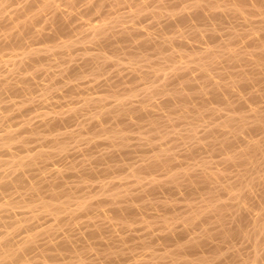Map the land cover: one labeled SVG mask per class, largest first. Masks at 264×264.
I'll use <instances>...</instances> for the list:
<instances>
[{
    "label": "bare ground",
    "instance_id": "6f19581e",
    "mask_svg": "<svg viewBox=\"0 0 264 264\" xmlns=\"http://www.w3.org/2000/svg\"><path fill=\"white\" fill-rule=\"evenodd\" d=\"M15 1L0 0V65H10L5 71L7 75L0 77V93L11 89L22 98L12 102L0 98L1 120H10L33 107V79L53 63L55 55L62 64L48 71V82L40 85L43 101H48L62 82L69 89H79L80 83L73 82L70 75L99 74L111 59L106 50L109 45L116 47V61L129 69L130 84L119 87L115 80L108 78L105 93L86 96L81 106L54 109L38 120L37 125L30 117L22 118L19 126H6L0 133V154L8 153V157H0V165L8 167L7 172L0 171V192L11 188L19 191L18 200L8 198L0 202V212L6 213L0 214V220L7 219L9 227L0 232V264H29L32 259L26 253L37 244L40 235L51 236L63 226L70 228L72 219L81 213L88 217L87 241L81 240L77 245L71 235L56 242L50 239L36 259L66 264L70 261L61 259L67 252L82 258L83 249H92L95 257L102 260L97 261L101 264L117 258L127 259L129 262L125 264H264V239L259 242L253 262L241 258L235 239L264 235V213L255 217L246 201L236 202L237 185L245 181L246 175L238 176L232 185L219 180L228 175L233 165H241L244 170L249 163L254 167L261 165L258 158L248 161V155H259L262 140L245 135V130L264 129V105H249L244 111L241 107L246 98L241 91L255 78L264 77V22L256 26L249 44L243 48L232 46L236 31L230 30L227 39L215 45L172 49L166 53L176 37L163 32L153 38L150 32H141L136 20L150 14L162 16L164 9L172 6L169 0H111L109 3L106 0H23L16 6ZM82 2V6L76 7ZM224 2L192 0L165 21L176 24L219 13L215 9L221 3L229 5L234 14L264 11V0ZM122 6L129 7L127 16L132 24L118 28L117 23L127 17L119 11ZM208 9L210 13L205 12ZM92 15L100 20L91 22ZM40 22H44L41 27ZM28 32H32V40L49 41L40 46L29 44ZM79 33L84 35H76ZM85 39L96 45L97 50L89 52L90 47H85L84 62L76 64L73 49L84 44ZM5 48H11L7 58L1 53ZM154 53L159 55L155 57ZM224 60H230L234 67L229 82L225 81L224 72L220 71L219 79L212 73V68ZM243 61H254L257 70L249 75L251 70L241 64ZM193 69L198 74H192ZM20 70L23 72L19 76L10 77L9 74ZM135 80H141L143 86L133 83ZM159 93L166 96L157 102L154 97ZM252 96H259L258 91H253ZM213 100L217 105L209 104ZM89 107L93 111L77 129L55 128L76 120L79 112ZM223 109L229 111L224 124L232 127L221 135L222 124L215 121V116ZM208 118L211 120L207 121ZM243 122L247 123V129ZM178 123L182 127L177 128ZM96 137L99 138L96 140ZM34 139L41 143L30 147L29 142ZM101 140L111 149L93 154V146ZM187 140L188 155H195L200 148L207 155L191 163L180 159L179 145ZM83 142L87 144L81 149ZM19 147L25 152L13 151ZM78 148L83 152L81 159L69 160L65 167L57 168L52 174L30 178L39 170L40 163H49L55 156L66 158ZM217 150L226 162L221 168L214 166ZM134 151L141 153L140 158L128 166L124 158H131ZM125 167L133 177L132 185L122 181ZM67 173L76 174L77 178L66 182ZM145 174H149L147 181ZM101 176L109 179L100 183L98 192L101 191L102 198H98L97 192L78 193L96 182L94 177ZM158 191L166 195L151 201L149 194ZM179 199L185 201L182 206L178 204ZM15 202H21L33 217L46 213L56 221L15 240L17 231L28 222L26 216H12ZM102 202L109 205L112 214L95 208ZM260 202L264 206V200ZM152 205L162 213H152ZM235 207H240L241 214ZM99 217L105 220L104 224L98 222ZM133 224L140 225L145 232L134 236L139 241L127 245L130 235L124 231ZM103 227L112 231L109 239L102 235ZM155 230L162 239L163 251L151 247L139 257L137 243L151 246V234Z\"/></svg>",
    "mask_w": 264,
    "mask_h": 264
},
{
    "label": "rangeland",
    "instance_id": "374dc122",
    "mask_svg": "<svg viewBox=\"0 0 264 264\" xmlns=\"http://www.w3.org/2000/svg\"><path fill=\"white\" fill-rule=\"evenodd\" d=\"M23 0H16L15 6L18 3H21ZM106 3H109L111 0H106ZM148 1V0H147ZM172 2V6L164 9L162 16L156 17L152 14L141 17L139 20H136V25L139 29L142 31H148L151 33V36L153 38H158L163 32H165L167 35L175 36V40L173 44L171 45V48L165 50L166 53H169L172 49L173 50H186L191 49V46H204L207 44L215 45L219 43L223 39H227L228 33L230 30L236 31V36L234 39L231 40V44L234 47L243 48L247 44H249L250 38L253 36L254 32L256 31V26L260 24V22H264V11L256 12L251 11L247 12L244 15L242 14H234L232 9H230L229 5L224 6L221 3L215 10L219 11V13H211L209 16L204 14L203 17L190 19L186 21H181L180 23L176 24H168L166 23V19L171 17L170 14L175 12H180L182 10V5H185L192 0H169ZM205 2V0H204ZM84 2L79 3L76 7L82 6ZM14 5V4H13ZM63 8L65 5L62 6ZM129 7L122 6L120 8V12L127 16V12L129 11ZM210 10H205V12H209ZM210 13V12H209ZM49 15V13H47ZM85 19V18H83ZM100 20V18L97 15H92L90 21L93 23H97ZM118 28L121 26H128L131 25V21L129 17H124V19L117 23ZM44 22L39 23V27L43 26ZM84 27H87L84 25ZM48 31V29H46ZM0 34H2V28L0 29ZM79 36H83V33L76 34ZM84 38H86L84 36ZM26 39L29 44L32 45H43L44 43H48L47 40L39 39V40H32V32H28L26 34ZM84 44H79L73 49V55H74V63L76 64H82L84 62V59L87 56V51L85 50V47H90L89 52H95L97 50V46L89 42L87 39H85ZM107 52L109 53V56H111V59L107 62L105 68L99 73V74H92L91 72H87L84 76L78 77L76 75H70V78L73 82L78 81L80 83L79 89H69L68 85L62 82L60 84V88L54 92L48 101H43L41 99V91H40V85L45 84L48 82V76L47 72L50 70L58 69L61 66V62H59V56H52L53 63L48 66L46 70L43 72L37 74L34 81V89L32 92V95L35 97V102L32 108L27 109V111H24L22 114H19L15 117H13L10 120L4 119L1 120L0 118V133L3 132V129L6 126L11 127H17L19 126V121L22 118L30 117L31 121L34 125L38 124V120L44 119V117L47 116L48 113L53 111L54 109H67L71 106H81L84 102V98L86 96H96L105 93L106 88V80L108 78H111L112 80L116 81V85L119 87L126 85H129L130 82L128 81L130 79V71L125 66H123L120 62L116 61L115 54L116 47L109 45L106 47ZM11 51V48H5L1 51L3 54V58H7L9 53ZM122 51V50H118ZM149 51V50H145ZM159 54H155L154 56H158ZM172 63V62H169ZM241 64H244L246 69H250L251 72L249 75L254 73L258 65L254 61H246L241 62ZM10 65L6 63H1L0 65V77H4L7 75L5 71L7 68H9ZM145 68V67H143ZM234 70L233 64L230 60H224L222 61L218 66H214L212 68V73L216 79H219L221 74L223 73V77L225 81H230L231 79V72ZM222 71V73L220 72ZM23 72L22 70L17 71L14 74H9L10 77L12 75L19 76ZM192 74H198L197 69H193ZM68 79V78H67ZM65 79V80H67ZM120 82H123L122 84ZM125 82V83H124ZM133 83L138 84L139 87L143 86V82L141 80H135ZM20 84H25L22 81H20ZM237 90V89H236ZM253 91H258L259 96H252ZM241 93L246 98V103L243 107H241L244 111L249 109V105L251 106H262L264 105V77H257L254 79V81L251 83L250 86L247 88H244ZM165 93H159L157 94L154 99L159 102L162 99L165 98ZM0 98L5 99L8 102L12 101H18L22 98V95L14 93L11 89L4 90L0 93ZM236 98V97H235ZM136 98H134L133 101H135ZM210 105H217L216 101H211L209 103ZM15 112V110H12ZM93 111V107L82 109L76 120L61 123L59 126L55 127L56 129L64 130V129H77L80 125V122L87 119L89 113ZM229 111L227 109H223L219 111L215 116V121L221 123L220 126L221 129V135L224 131H228L232 126H228L224 124V120L226 118V115ZM211 118H208L207 121H210ZM245 126V129L248 128V125L246 122H243ZM235 124V121L233 125ZM241 124V123H240ZM40 125V123H39ZM182 127V123L177 124V128ZM205 126L202 125L201 129H203ZM59 130H55L54 132H57ZM246 134H250L251 137L261 139L262 140V150L259 153V155H256L255 153H250L248 155V161H253L254 159L258 158V161L261 163L259 167H254L250 163L248 164V168L246 170L243 169L241 165H233L230 167L228 175L224 178H220V181H224V183H231L238 179V176L241 174H245V181L241 184H238V190H237V201L236 202H243L246 201L248 205L250 206L251 213L253 215L259 216L262 213H264V206L261 204L260 201L264 200V129L260 130H253L250 132L249 130H245ZM99 137H96L97 140ZM136 139L133 140L135 142ZM40 141L37 139H34L29 142L30 147H36L40 145ZM186 143H189V140L182 141L179 145V157L180 159L184 160L185 162H193L198 158H201L202 156L207 155V152L205 149L200 148L195 155H188L186 152ZM86 142H83L80 144V148L83 149L86 147ZM107 149H111V146L107 144L105 141L101 140L100 142H96L93 146V154H99L100 152H103ZM230 149V148H229ZM13 151L17 153H24V148H15ZM82 150L79 148L77 150H73L71 154L66 158H60L58 156L53 157L52 161L49 163H40L41 167L39 170L36 171L35 174H33L30 178L34 179L36 176H42L46 174H52L57 168H63L67 164V162L71 159H81L83 157ZM141 153L139 151H134L133 156L131 158H124L125 163L129 166L133 161H138L140 158ZM0 157L6 158L8 157V153L0 154ZM226 165V162L222 159L220 152L217 150L216 156H215V162L214 166L221 168ZM8 167L5 165H0V171L7 172ZM128 167H125L122 170V181L124 183H127L129 185H132V179L133 177L131 175H128ZM149 177V174L144 175V180L147 181ZM77 178L76 174L73 173H67L64 177V180L66 182H72ZM93 179L96 180V182H92V184L89 187H86L84 190L79 191L78 193L82 192H91V193H98V198H102L103 194H101L100 190V183L103 181H108V177L101 176V177H94ZM252 185V188H251ZM184 192V191H183ZM166 195L164 191H158L155 193L149 194V198L151 201H156L159 199V197H162ZM19 196V191L15 188L6 189L0 192V202L4 201L8 198H15ZM184 196V194H183ZM182 196V197H183ZM178 202L179 206H182L185 201L182 199H179ZM96 209L106 211L109 215L112 214L109 209V205L105 202L99 203L95 205ZM150 211L152 213H162V210L159 208H156L155 205L151 206ZM235 211L239 214H241L240 207H235ZM0 214L5 215L6 213L0 212ZM8 215V213H7ZM13 217H22L26 216L28 218V222L21 227L17 233L14 236L15 240H20L23 237L27 236L30 232L36 229L44 228L46 225H49L51 223H54L56 220L55 218L50 214H40L38 217H33L32 213L28 211L21 202H15L14 208L12 211ZM7 218V217H6ZM87 215L81 213L74 217L72 220V226L69 228L68 226H63L60 231L56 234H53L51 236L47 234H42L39 236L37 244H35L33 247H31L26 255L28 258H31L32 261H30L29 264H49L50 260H46L43 258L36 259V256L42 251L47 243L50 241V239L53 242H56L60 239H62L66 235H71L73 241L75 244L80 245L83 241L85 243L87 241V235H86V226L85 221L87 220ZM7 219L0 220V232L8 229V225L6 223ZM98 222L101 224L105 223V220H103L101 217L97 218ZM102 235L105 239H109L112 236V231L107 229L106 227H103ZM125 234L130 235L129 241L127 242V245H130L134 242L139 241L137 237L134 238V236H138L140 234H143L145 230L138 226V224H133L131 229H128L124 231ZM152 238V244L151 246L148 245H142L140 243H137V250L136 254L139 257L144 256L145 253L149 252L151 247H154L155 249H158L159 251H163L164 245L162 242V239L158 238V230H155ZM150 236V237H151ZM236 242L238 244L239 252L241 258H244L247 262H253L255 261V253L256 249L259 247V242L261 239H264V235H252L249 239H242L239 237H235ZM169 245H172V242H168ZM82 258L75 255L72 251L67 252L65 255H63L64 258H62V261L69 262L66 264H101L97 263L99 260L95 257V252L92 249H83L82 251ZM129 262L127 259H116L113 262H106L105 264H125ZM228 264V263H223Z\"/></svg>",
    "mask_w": 264,
    "mask_h": 264
}]
</instances>
